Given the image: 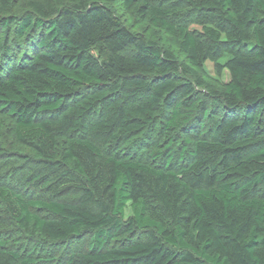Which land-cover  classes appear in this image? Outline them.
I'll return each instance as SVG.
<instances>
[{"label": "trees", "instance_id": "obj_1", "mask_svg": "<svg viewBox=\"0 0 264 264\" xmlns=\"http://www.w3.org/2000/svg\"><path fill=\"white\" fill-rule=\"evenodd\" d=\"M16 1L0 0L1 50L13 30L24 37L39 30L41 38L37 52L0 76V112L13 117L16 144L30 151L29 180L56 197L29 199L0 185V204L17 225L55 243L90 234L88 249L66 264H264V147L256 149L264 131V0H184L201 16L199 32L171 22L161 0H123L177 34L185 61L131 31L101 0H30L22 16L14 15ZM207 61L227 72L222 91L198 70ZM199 88L221 115L215 135ZM160 119L167 128L190 126L191 149L175 152L170 143L152 154L162 157L157 163L120 152ZM1 128L0 120V140ZM42 262L9 249L0 229V264Z\"/></svg>", "mask_w": 264, "mask_h": 264}, {"label": "rangeland", "instance_id": "obj_2", "mask_svg": "<svg viewBox=\"0 0 264 264\" xmlns=\"http://www.w3.org/2000/svg\"><path fill=\"white\" fill-rule=\"evenodd\" d=\"M30 0H17L14 6V15L22 16L29 9ZM92 1V0H91ZM106 6L112 9L114 14L134 33H141L147 39H151L159 43L162 47L172 50L180 61L186 60V55L180 47V38L177 34H173L168 30L157 27L148 19L138 15L133 8H126L123 0H101ZM160 6L169 8L174 12V16L170 17V21L175 24H183L191 31L199 32L202 30L201 16L195 12L184 0H161L157 3ZM264 18V14H261ZM40 31H36L28 37L20 36L13 30L11 32L7 53L0 48V76L13 70L15 67L25 62L38 49L40 40ZM1 35V34H0ZM1 38V36H0ZM1 40V39H0ZM228 55H224L220 61L223 62ZM202 76L212 84V86L222 91L224 83L228 80V74L224 71L219 74L215 63L207 61L202 67L198 68ZM179 79H187L186 75L179 73ZM200 97L207 109L211 110V117L206 122V130L208 135H215L214 121L220 118V114H213L214 99L210 97L205 88H199ZM143 96H135L130 100L132 105L141 102ZM202 104L200 103V108ZM0 120L2 123L1 140H0V185H5L14 191L24 195L29 199H56L51 192L41 184L32 183L28 178V173L33 165L28 159L30 151L27 148L20 147L16 144L14 138V120L7 112H0ZM202 120V119H201ZM200 122V120H199ZM262 142L256 147L257 150L264 147V131H259ZM194 138L193 132L188 125H177L173 128H167L162 119L153 124L147 132L134 140L133 144L123 148L120 152H133L139 157L150 163H157L160 159H155L152 154L164 152L166 146L170 143V149L175 152H181L184 147ZM97 141H100L98 139ZM188 141V142H187ZM194 141V140H193ZM117 147L113 149V152ZM168 151V150H167ZM105 152H109L105 148ZM180 159H177V162ZM189 162L186 154L185 164ZM213 162L210 163V166ZM72 194H64L61 198L67 199ZM58 198V197H57ZM40 216L50 217V214L42 209H35ZM130 206L126 209V218L131 216ZM0 229L6 246L18 251L19 253L34 252L41 255L42 262L40 264H66L67 258L72 253L85 252L89 247L90 234L78 237L67 243H55L49 241L46 237L36 233L25 232L22 230L12 216L6 211L5 207L0 204ZM116 239L120 242L131 241L129 235H120Z\"/></svg>", "mask_w": 264, "mask_h": 264}]
</instances>
